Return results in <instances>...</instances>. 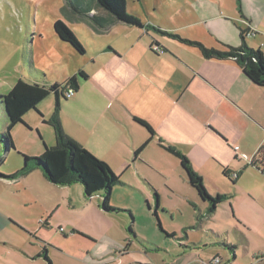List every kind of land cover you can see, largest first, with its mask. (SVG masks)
Instances as JSON below:
<instances>
[{
    "label": "rangeland",
    "instance_id": "rangeland-1",
    "mask_svg": "<svg viewBox=\"0 0 264 264\" xmlns=\"http://www.w3.org/2000/svg\"><path fill=\"white\" fill-rule=\"evenodd\" d=\"M125 1L127 18L147 26L150 34L167 38L163 33L170 34V29L189 34L187 23L194 10L202 12L206 0ZM221 2L230 13L234 11V0ZM239 2L241 7L243 1ZM63 7L64 0H0V95L7 94L18 79L42 84L45 75L50 84H61L78 70L91 76L101 64L100 47L125 43L128 31L135 28L118 24L112 26V32L97 35L84 23H72L71 18L77 15L64 14ZM243 8L258 13L249 0H244ZM217 14H221L218 9ZM144 18L153 20L144 23ZM56 20L73 32L85 52L83 57L58 42L53 31ZM232 23L234 34L239 35L242 29L237 22ZM216 28L222 33L218 25ZM261 35L258 31V36L248 37L246 41L256 42L247 47L257 51V40L264 44ZM66 101L60 98L59 118ZM54 105V95H49L36 111L28 112L24 123L10 132L14 147L9 152L4 154L0 142V219L6 221L0 232V242H6V247L0 246V256L7 257L0 264H114L123 250L128 252L125 262L148 253L160 264L162 251L175 256L182 240L199 256L193 264H206L217 255L223 262L227 260L225 264H264V175L257 170L264 168L259 160L255 167L249 161L239 164L241 175L234 184L221 172L215 187L207 190L204 186L211 197H229L218 205L219 211L212 218L204 216L206 204L188 185L179 162L170 156L159 160L165 172L157 173L148 166L142 171L153 192L143 180L115 174L121 185L111 190L110 211L103 210L101 197L87 198L80 183L57 186L38 170L16 177L21 155L39 157L43 145L54 146L53 128L47 123ZM6 126L0 102V134ZM223 242L234 248V257Z\"/></svg>",
    "mask_w": 264,
    "mask_h": 264
},
{
    "label": "crops",
    "instance_id": "crops-1",
    "mask_svg": "<svg viewBox=\"0 0 264 264\" xmlns=\"http://www.w3.org/2000/svg\"><path fill=\"white\" fill-rule=\"evenodd\" d=\"M242 1L241 14L236 0L231 13L221 0H212V3L206 0L202 12L194 10L187 23L191 29L189 34L170 29L167 30L170 34L163 33L167 38H158L142 24L143 28L128 31L125 43L107 44L106 50L104 46L100 47L99 68L91 76L78 70L87 77L78 78L79 90L62 106L60 123L65 135L107 163L120 178L130 174L137 182L143 180L144 186L152 192L149 182L144 181L147 178L142 175L145 166L163 173L166 169L159 160L170 156L179 162L180 170L184 172L180 161L165 150L167 147L186 157L207 190L208 186L215 187L221 172L224 176V172L237 174L238 171V180L241 175L239 164L264 160V84L256 74L234 60L204 59L199 51L181 44L172 36L199 42L207 48L217 49L218 45L222 47L218 50H226L224 46L237 48L242 40L240 33L234 34L232 22L235 21L238 29L245 32L244 44L252 47L251 43L256 40L246 41L251 37L247 33L254 32V38L260 31L264 37V30H261L264 29V0H249L260 14L246 11ZM79 3V8L90 11L89 14L95 16L104 28L86 18L72 17V23H84L97 35L112 32L114 25H125L90 1L79 0ZM217 9L221 14H217ZM147 19L142 22L153 20ZM257 43L259 51L264 49V44L258 40ZM70 50L77 55L71 47ZM262 56L264 60V52ZM43 77L49 83L45 75ZM136 120L147 123L154 134H149ZM234 147L238 150L235 151ZM259 151H262V158L257 155ZM241 155L246 159L239 158ZM205 204L207 211L208 205ZM155 205L159 206L157 200ZM218 211L219 206L214 214L205 216L204 212V216L212 218ZM4 226L6 221L0 219V232ZM216 238L221 241L219 236ZM186 240L189 241L188 237ZM184 243L182 240L173 253L175 256L163 250L160 264L196 262L198 254L192 253ZM222 245L227 248L225 245L228 244L223 242ZM0 246L5 248L6 242H0ZM127 253L123 250L114 264H155L158 260L144 253L139 259L125 262ZM15 255L19 253L15 252ZM232 255L234 257V250ZM0 260L6 262L7 257L0 256ZM225 262L227 260L223 264Z\"/></svg>",
    "mask_w": 264,
    "mask_h": 264
},
{
    "label": "trees",
    "instance_id": "trees-1",
    "mask_svg": "<svg viewBox=\"0 0 264 264\" xmlns=\"http://www.w3.org/2000/svg\"><path fill=\"white\" fill-rule=\"evenodd\" d=\"M65 5L62 12L65 14H76L79 19L86 18L95 22L100 28H104L99 24L96 17L90 15V11H83L79 0H64ZM94 3L98 8L110 14L118 22L124 23L136 28H143L141 22L133 18H127L125 15L126 1L125 0H82ZM238 10L240 11V2L237 0ZM53 31L57 38L63 43L68 44L78 55H84L85 52L76 39L73 32L60 20H56L53 25ZM244 31L241 30L240 38L242 44L240 47L233 48L224 46L226 50H218L214 48H207L199 42L181 39L178 36H172L181 44L196 49L201 56L207 60H233L249 72L258 76L260 82L264 84V60L262 52L252 50L244 44ZM87 76L80 71L77 75H73L61 84H49L45 80L42 84L27 82L18 79L14 86L7 94L0 95V102L7 119V126L5 132L0 134V142L4 145V154L9 152L14 147L12 138L10 136L11 130L17 124H23L24 116L30 111H36L37 106L44 101L49 95H54L55 105L53 113L47 122L53 128L55 144L52 147L43 145V152L39 157H31L21 155L22 166L16 172V177L26 175L33 170L42 172L43 177L51 184L57 186H69L74 183H80L83 187L84 195L87 198L99 196L103 199V210L110 211L108 203L110 200V193L113 187L121 185L119 178L115 175L109 165L102 160L95 157L80 144L70 139L62 130L59 113L61 109L60 98L67 100L69 89H73L75 93L79 90L78 78L85 79ZM45 122V121H44ZM138 124L144 127L149 134H154L150 126L141 121L136 120ZM145 147L142 146L135 152V156ZM167 152L175 156L183 169L187 182L193 188L201 201L207 203L206 216L214 214L217 206L229 197L225 195H216L211 197L207 194L203 185L202 178L191 168L189 161L179 151L167 147ZM263 157L262 151L257 154ZM264 168V160L259 161ZM2 163V162H1ZM255 162H251L250 166L255 167ZM257 170L264 175V169ZM224 176L231 180L234 184L235 180L230 178V175L224 172ZM157 198V196H156ZM227 248L233 250V247L225 245Z\"/></svg>",
    "mask_w": 264,
    "mask_h": 264
},
{
    "label": "built area",
    "instance_id": "built-area-1",
    "mask_svg": "<svg viewBox=\"0 0 264 264\" xmlns=\"http://www.w3.org/2000/svg\"><path fill=\"white\" fill-rule=\"evenodd\" d=\"M247 36H254V33L251 32V33H247ZM235 60V58L233 59ZM75 95V91L73 89H69L68 91V94H67V98H71ZM234 150H238L237 147H234ZM239 158L243 159L244 157L240 156ZM230 175V178L232 179H236L237 178V174H229ZM199 264H205V263H199ZM206 264H223V261L221 259L220 256H215L213 257L211 260H209Z\"/></svg>",
    "mask_w": 264,
    "mask_h": 264
}]
</instances>
